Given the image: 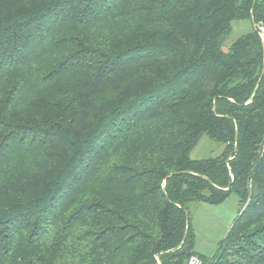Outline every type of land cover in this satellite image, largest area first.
<instances>
[{"label": "trees", "instance_id": "obj_1", "mask_svg": "<svg viewBox=\"0 0 264 264\" xmlns=\"http://www.w3.org/2000/svg\"><path fill=\"white\" fill-rule=\"evenodd\" d=\"M263 35L264 0H0V264H264Z\"/></svg>", "mask_w": 264, "mask_h": 264}, {"label": "rangeland", "instance_id": "obj_2", "mask_svg": "<svg viewBox=\"0 0 264 264\" xmlns=\"http://www.w3.org/2000/svg\"><path fill=\"white\" fill-rule=\"evenodd\" d=\"M250 27L249 23L247 21H236L234 23V32H232V34L227 38L226 43L224 44V47L229 48V46L231 45V43L236 40V38L238 36H240L242 34L243 31L248 30ZM221 145H219V143L211 140L209 137L204 136L200 143L194 148V150L192 151V157L199 159V158H206V157H210V156H215L217 154H219L221 152ZM235 197V196H233ZM203 205H207L209 208H204L205 206ZM234 208V202H232V200H230L228 202V204H225V206H221V205H211V204H207V203H194L191 208H190V218H191V223H192V227L195 231V235H196V240L198 238L199 242L205 246L204 247V251H202L203 253L209 255V254H213L215 252V250L218 247L219 242L224 238V224L226 220H229L231 218V216H233L232 214H235L234 219L237 216V212L234 213V211L232 210ZM206 212H212L214 213L216 216V221L214 227H212L211 229H209L208 231L204 228H202V230L200 231L199 235L197 236V232L196 229L194 227V223L196 222V219L199 216H204ZM233 223V220H232ZM231 223V224H232ZM211 230V231H210ZM195 240V242H196ZM195 245V243H194Z\"/></svg>", "mask_w": 264, "mask_h": 264}, {"label": "crops", "instance_id": "obj_3", "mask_svg": "<svg viewBox=\"0 0 264 264\" xmlns=\"http://www.w3.org/2000/svg\"><path fill=\"white\" fill-rule=\"evenodd\" d=\"M232 200V202H234V208L232 209L234 211V213H238V210H239V203H238V199L236 197H231L229 198L226 202L220 204L221 206H225V204H228V202ZM205 206L204 208H209L207 205H203ZM233 216H231V218L229 220H226L224 224V235L226 236V234L228 233L230 227H231V223H232V220H234V215L235 214H232ZM216 215L214 213H210V212H206L204 216H199L197 219H196V222L194 223V227L196 229V232H197V236L199 235L200 231L202 230V228L205 229V231L211 229L212 227H214L215 223L217 222H220L219 221H216ZM212 230V229H211ZM210 230V231H211ZM224 236V237H225ZM204 245L203 243L201 244L197 238L196 242H195V245H194V250L197 251L198 253H201V254H204V255H207L205 253H203L202 251H204ZM209 255H212V254H209Z\"/></svg>", "mask_w": 264, "mask_h": 264}, {"label": "water", "instance_id": "obj_4", "mask_svg": "<svg viewBox=\"0 0 264 264\" xmlns=\"http://www.w3.org/2000/svg\"><path fill=\"white\" fill-rule=\"evenodd\" d=\"M264 36V35H263ZM262 74H264V67H263V71H262ZM189 220V219H188ZM183 244H184V241L178 246V247H176L175 249H178V248H180L181 246H183ZM174 249V250H175ZM182 253H185L186 254V257H187V259L192 255V251H191V249H190V245H185V246H183V248H182ZM187 259L185 260V262L187 261Z\"/></svg>", "mask_w": 264, "mask_h": 264}, {"label": "built area", "instance_id": "obj_5", "mask_svg": "<svg viewBox=\"0 0 264 264\" xmlns=\"http://www.w3.org/2000/svg\"><path fill=\"white\" fill-rule=\"evenodd\" d=\"M183 264H203V262L197 255H191Z\"/></svg>", "mask_w": 264, "mask_h": 264}]
</instances>
